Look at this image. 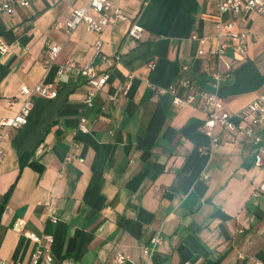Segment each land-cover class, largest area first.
<instances>
[{"label":"crops","instance_id":"obj_1","mask_svg":"<svg viewBox=\"0 0 264 264\" xmlns=\"http://www.w3.org/2000/svg\"><path fill=\"white\" fill-rule=\"evenodd\" d=\"M89 1L32 0L14 14L0 12V39L10 46L0 53V120L19 111L22 85L57 89L54 98H35L28 122L10 128L2 141L0 261L30 264L36 243L27 233L33 232L54 238L53 260L40 264H115L118 252L129 257L125 264H139L158 230L153 264L264 259V194L257 193L264 166L256 165L258 156L264 159V126L258 144L218 128L220 142L213 145L200 95L177 107L170 93L149 86L170 85L185 65L197 90H215L217 70L219 90L232 84L249 62L264 74V16L250 15L257 39L245 55L228 49V70L218 64L217 40L202 46L192 39L214 34L213 0H119L124 18L101 37L104 52L120 54V61L101 65L109 79L88 107L86 78L75 70L59 76L57 68L92 57L98 35L85 23L71 32L66 27L73 9ZM134 23L144 29L141 39L128 35ZM47 43L61 46L50 67L43 62ZM263 91L264 84L221 97L238 122ZM82 116L87 132L79 128Z\"/></svg>","mask_w":264,"mask_h":264},{"label":"built area","instance_id":"obj_2","mask_svg":"<svg viewBox=\"0 0 264 264\" xmlns=\"http://www.w3.org/2000/svg\"><path fill=\"white\" fill-rule=\"evenodd\" d=\"M32 0H0V12L12 13L16 12L17 7H25ZM217 17L214 21L215 32L210 36H199L194 34L192 39L197 40L202 46L207 42L217 40V48L215 55L218 59V64L230 70L232 65L225 60V55L230 47L234 49L235 54L245 55L249 49L250 42L257 39L252 27L249 25L250 15L257 13L264 16V0H213ZM124 18L121 11L119 0H90L87 5L74 8L70 17L66 22L68 31H74L79 24L85 23L87 30L98 35V38L93 44V53L90 61L82 65L74 60H66L58 64L57 74L59 76L67 74L73 70L83 75L88 84L87 95L84 103L88 107H92L95 98L100 90L106 85L109 74L101 71V65L113 66L114 63L120 61V54L109 56L104 52L105 41L101 34L103 30ZM144 29L140 25L134 23L128 32V35L134 39H141ZM44 58L45 67L52 66L58 57L61 50L60 45H49ZM10 51V46L0 39V53L7 54ZM205 50H199L202 55ZM98 59L97 62L95 60ZM150 66L155 67V62L151 61ZM189 66L182 67V72L178 79L168 86L160 87L152 83V87L157 93H170L173 96V103L177 107L190 105L194 102L197 95L201 96L202 108L207 113V118L204 123L205 133L211 138L212 144L217 145L220 142V137L216 134L219 128L227 132H235L242 136L251 144H258L262 141L260 128L264 126V91L238 113L239 121L234 120V115L225 107L224 100L219 94V86L222 79L221 72L215 71L212 76L215 79L213 91L197 90L193 79L188 75ZM129 76L128 82L124 86V93H127L131 87V79ZM179 89L187 91L185 95L179 94ZM56 87L53 83H37L33 86L22 85L20 89V97L22 103L19 111L13 117H6L0 120V165L4 162L7 152L2 145V141L8 135L10 128H20L28 122L30 113L34 106L35 98L51 99L56 96ZM115 100V97H112ZM11 104L13 102H10ZM87 118L82 116L80 119L79 128L87 132ZM257 166H264V159L258 156L256 161ZM257 193L264 194V179L257 187ZM28 237L36 243V248L31 256L30 264H40L43 261L51 262V246L54 238L51 235H38L33 232L27 233ZM162 241V231H156L150 238V243L143 248V260L139 264H153L152 258L157 247ZM241 258L245 256L240 254ZM253 264H264V259L255 256L248 257ZM129 257L118 252L114 256L115 264H125ZM0 264H20L18 262L0 261ZM67 264H71L68 262ZM184 264H192L186 261Z\"/></svg>","mask_w":264,"mask_h":264},{"label":"trees","instance_id":"obj_3","mask_svg":"<svg viewBox=\"0 0 264 264\" xmlns=\"http://www.w3.org/2000/svg\"><path fill=\"white\" fill-rule=\"evenodd\" d=\"M264 84V74L260 73L254 62H249L237 75L235 81L219 90L221 96L242 94L259 89Z\"/></svg>","mask_w":264,"mask_h":264}]
</instances>
